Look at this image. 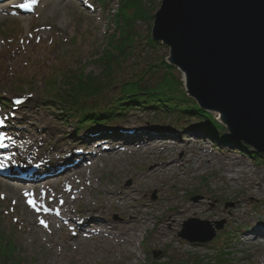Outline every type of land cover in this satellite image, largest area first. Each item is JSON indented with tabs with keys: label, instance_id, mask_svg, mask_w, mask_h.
<instances>
[{
	"label": "rangeland",
	"instance_id": "rangeland-1",
	"mask_svg": "<svg viewBox=\"0 0 264 264\" xmlns=\"http://www.w3.org/2000/svg\"><path fill=\"white\" fill-rule=\"evenodd\" d=\"M160 1L74 0V3H65L60 0H38L34 13L20 17H12L8 13L1 19L0 119L4 122L2 130L5 131L6 142L0 154V264H264V240L257 239V244L244 245L242 240L237 239L240 232L251 228L247 225L248 220L254 219L264 228V213L260 214L264 211V194L257 193L251 199L245 189L247 181L251 184L260 181L258 173H264V156L251 160L249 154L219 142L217 137L214 141H207L200 130L185 126L183 118H179L181 120L177 126H170L167 116H174L175 113H164L158 107L154 109L147 104L143 108L132 103V109L115 128L98 125L97 129L89 132L78 126L76 116L65 113L59 96L55 98L56 103L50 101L53 92L66 97L69 86L68 91L74 92V96L87 104L84 85L93 78L115 86L113 90L105 88L90 93L88 99H93L89 101L91 104L118 98L114 94L118 89H128L124 87L128 83L140 87L130 102L151 103V100L166 98L173 102L182 100L181 90L184 92V86L180 72L165 62L167 47L152 41L150 37L153 16ZM2 8L7 10L10 6ZM131 11L135 12V16L127 21L125 18ZM6 53L16 62L8 59ZM107 65L110 68L105 70ZM83 78L85 83H78ZM145 94L148 96L144 97ZM103 96L105 99L94 101ZM13 100L21 103H14ZM117 106L115 104L114 107ZM120 107L126 108L125 105ZM211 115L218 118L217 113ZM192 119L198 121L195 117ZM164 131L171 135L180 134L184 139L191 138L188 141L191 143L194 139L198 140L199 145L168 151L172 158L188 162L181 169L185 174L166 175L157 183L160 187L158 192L150 191L146 185L142 187L144 193L150 201H155L158 196L171 198L173 202L178 198V203L183 207L203 201L198 210L208 216L199 220L209 221L215 233L209 243L189 244L180 238L185 230L183 224L191 219L186 218L175 233L176 240L172 244L155 246L145 238L141 244L134 243L121 250L109 252L107 247H101L99 253L92 257L96 249L94 245L91 248L71 241L70 246H66L64 232L57 230L52 223L50 228L45 227L40 223L43 220L37 217V209L48 207V203L60 204L64 198L71 201V198L61 194L63 178L48 181L49 184L41 187L39 184V188L22 186L25 183L14 185L10 181L19 179L16 170L24 171L29 165L28 161H12L14 157L21 159L17 146L24 147L33 142L36 149L41 145L40 150L50 151L54 145L61 144L68 152L82 151L81 147L87 142L84 138L93 137L92 140L102 138L101 141H104L105 138L106 142L112 143L123 139L122 146L126 147L131 144H128V140L134 132L154 134L153 139L157 140H174L163 134ZM215 133L221 138L224 130L218 128ZM201 147H205L207 157L202 158L199 163L201 168L196 169L194 163L202 156ZM125 149L127 153L119 162L130 163L127 171L130 176L144 168L150 159L129 146ZM225 157L241 161L240 169L247 172L237 185L225 176L223 166H217V161ZM208 159L211 164L205 162ZM55 161L47 163L49 169H56L53 175L65 170L57 168ZM111 163L112 159L105 155L97 161L94 175L101 180L98 192L93 197L101 195L106 188L129 187L134 182V178H128L126 172H115L110 167ZM34 164L38 166L41 163ZM108 179H111V184L107 183ZM26 190L31 193H17ZM76 196L75 193L73 197ZM28 197L35 200V208L28 207ZM238 201L242 208L236 211L238 215L230 219L229 215ZM55 206L61 212L60 206ZM68 207L74 209L76 204L69 203ZM105 216L113 222L120 219L117 214H109L107 210ZM55 218L52 216L53 220ZM216 223L222 225L220 230L216 229ZM52 249L58 257L50 254ZM225 252L226 260L219 263L220 254Z\"/></svg>",
	"mask_w": 264,
	"mask_h": 264
},
{
	"label": "bare ground",
	"instance_id": "bare-ground-1",
	"mask_svg": "<svg viewBox=\"0 0 264 264\" xmlns=\"http://www.w3.org/2000/svg\"><path fill=\"white\" fill-rule=\"evenodd\" d=\"M61 1L74 3V0ZM16 8H10V11H14ZM1 13L4 14L6 11H2ZM3 18L5 16L0 15V21ZM6 57L16 62V59L7 53ZM182 132L184 133V131ZM161 134L157 135L161 136ZM163 134L173 137L174 140H157L153 139L155 137L154 134L134 132L132 138L128 140V144L131 143L128 145L129 148L148 155L150 160L146 161L144 168L138 170L135 174H130V176L127 174L131 166L130 163L125 161L119 162V159L127 153L126 147H122L123 139H120L121 141L117 140L114 143L110 141L106 142L105 138L104 141H101L103 139H96L93 144H90L93 141V137H88L84 138L87 142L81 147L82 151L73 150L68 152L67 148L60 146L61 144H57L54 145L53 150H47V154L37 150L35 144L32 143L19 153L20 160L29 159L41 163L33 168L31 174L27 176L29 179H36L54 173L56 169H49L47 163L55 160H57L55 163H58L60 169L72 167L57 177L63 178L61 194L67 198H71V201L64 198L60 204L54 203L53 205V203H48V213L43 215L38 214V219L43 220L49 228L51 227L50 221L52 220L51 223L55 224V228L64 232L66 237L64 244L66 246H70L71 241L75 244L89 245L91 248L95 246V252L92 250V253L94 252L92 257L96 253H99L101 247H107L109 252L114 249L121 250L122 248L132 246L134 243L141 244L145 238L150 244L155 246L172 244L176 240L175 233L180 229L182 221L192 217L206 219L208 215L198 210L203 205V201L197 204H187L183 207V205L178 203V198L174 202L171 198H163L162 196H158L155 201L147 199V195L144 193L142 187L147 185L150 191L158 192L160 187L157 183L161 182L166 175L185 174L181 169L185 168V164L188 162L181 158H172L168 151L172 152L173 148L178 149L180 147L184 149L187 145H199L198 140H193L191 143L188 142L191 138H181L180 134L171 135L168 131H164ZM201 148L202 156L197 158L194 163V166L197 165L196 169L201 168L199 163L203 157H207L205 147ZM225 153H222V155L226 156ZM102 155L112 159L110 167L115 172H126L125 174L128 178L131 180L134 178V182L129 187L113 186L106 188L101 195L97 194V196L93 197V194L98 192L101 180L95 178L94 170L97 161L100 160V156ZM205 162L211 164L210 159ZM240 164L241 161L228 157L223 158L222 161H217V166H223L222 169L225 176L234 185H237L239 181H243L245 173H247L240 169ZM258 174L260 175V181H255L252 184L247 181L248 185L245 186L247 194L251 199L256 197L257 193L264 194V173L259 172ZM107 183L111 184V179H108ZM14 185H17V183ZM17 193L22 195L30 193V191H18ZM75 193L77 196L73 197ZM53 200L57 201L56 198ZM69 203H75L76 208L70 209L68 207ZM55 205L60 206L61 212L56 209ZM240 208L242 207H240V201H238L229 218L231 219L238 215L236 211ZM106 210L109 214H117L120 217L119 221L113 222L106 218ZM58 213L60 217L53 220L52 216L57 217ZM262 213L264 211L260 214ZM247 225L251 228L240 232L241 235L237 236V239L242 240L244 245L257 244V239L264 240V228L261 223L252 219L247 221ZM259 235L261 237H258ZM50 254L54 258L58 257V254L54 253L53 249L50 251Z\"/></svg>",
	"mask_w": 264,
	"mask_h": 264
},
{
	"label": "water",
	"instance_id": "water-1",
	"mask_svg": "<svg viewBox=\"0 0 264 264\" xmlns=\"http://www.w3.org/2000/svg\"><path fill=\"white\" fill-rule=\"evenodd\" d=\"M151 39L169 47L166 62L187 96L264 155V0H161ZM181 237L204 243L213 235Z\"/></svg>",
	"mask_w": 264,
	"mask_h": 264
},
{
	"label": "trees",
	"instance_id": "trees-1",
	"mask_svg": "<svg viewBox=\"0 0 264 264\" xmlns=\"http://www.w3.org/2000/svg\"><path fill=\"white\" fill-rule=\"evenodd\" d=\"M134 15H135V13L133 14V17H134ZM125 19L127 21L128 20L130 21L129 17H126ZM84 81L85 80L83 78L78 83H85ZM88 82H87L86 85H84V87H85L84 88V94L88 95L90 92H92V91L96 92L97 88L98 89L100 88L101 83H92L93 79H89ZM136 85H138V84H136ZM163 85H165V84H163ZM68 88H69V86H68ZM68 88H67V91H66V97H61L59 95L60 93H55L54 92L53 94H54L55 97L59 96L60 99L65 104L75 105L76 103L80 102L79 97L74 96L75 94L72 91L70 93L68 91L69 90ZM145 89H147V88H145ZM182 99H183V101H179V103H178V101H175L176 103L175 102L172 103L171 99H154V100H151V103H147L146 101L140 102V101H137V100L135 102H130V100H129V101L120 103V105L121 106H123V105L131 106L132 103H135V104H137V106H140V107H143V108H146L147 105H148V106H153V107H158V108H163V109H173V110L175 109V110H178V111H180V112H182L184 114L185 113L193 114V115L198 116L199 123H204V125L207 126L208 132H210L213 136L216 135L215 131L219 128V126L216 123H214L211 118L209 119V117L205 113H203L201 110H199L194 105L193 101H191L189 99L187 100V98L183 94H182ZM147 101H149V100H147ZM181 103H183V104H181ZM187 103H188V105H187ZM117 116H118L117 111L116 112L115 111H111L109 113H100V114L85 112L83 114V116L80 118L79 123L82 124V126H86L87 122H91L93 125L94 124H100V123L107 124V122L111 118L117 117ZM93 125H90V127H92ZM221 137L223 139L228 140L226 137L224 138L223 135ZM232 143L234 145L238 146V148H241L240 144H237L235 142H232Z\"/></svg>",
	"mask_w": 264,
	"mask_h": 264
},
{
	"label": "snow or ice",
	"instance_id": "snow-or-ice-1",
	"mask_svg": "<svg viewBox=\"0 0 264 264\" xmlns=\"http://www.w3.org/2000/svg\"><path fill=\"white\" fill-rule=\"evenodd\" d=\"M36 3V0H30V3L29 4H25V5H21V7H30L31 4H35ZM17 104L21 103L20 101H16ZM2 137H0V141H2ZM30 204H33L32 201H29ZM34 206V205H33ZM42 225H44L45 227H47V225L45 224L44 221H41L40 222Z\"/></svg>",
	"mask_w": 264,
	"mask_h": 264
}]
</instances>
